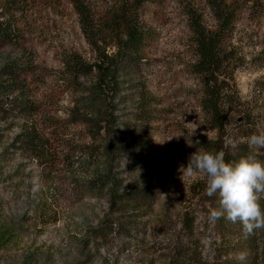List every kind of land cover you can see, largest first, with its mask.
<instances>
[{"label": "rangeland", "instance_id": "rangeland-1", "mask_svg": "<svg viewBox=\"0 0 264 264\" xmlns=\"http://www.w3.org/2000/svg\"><path fill=\"white\" fill-rule=\"evenodd\" d=\"M262 130L264 0H0V264H264V229L183 175Z\"/></svg>", "mask_w": 264, "mask_h": 264}, {"label": "clouds", "instance_id": "clouds-1", "mask_svg": "<svg viewBox=\"0 0 264 264\" xmlns=\"http://www.w3.org/2000/svg\"><path fill=\"white\" fill-rule=\"evenodd\" d=\"M246 143L251 154L235 162H226L224 151L197 150L189 157L183 175L201 174L206 181V194L218 196L219 207L210 210V220L223 217L232 223L239 222L244 231L251 234L264 229L261 203L264 200V160L257 158L259 151L264 150V130L253 132ZM230 145L236 148L237 142L230 141ZM237 259L243 261L244 254H239Z\"/></svg>", "mask_w": 264, "mask_h": 264}, {"label": "trees", "instance_id": "trees-1", "mask_svg": "<svg viewBox=\"0 0 264 264\" xmlns=\"http://www.w3.org/2000/svg\"><path fill=\"white\" fill-rule=\"evenodd\" d=\"M231 20H224V22L221 25V31L217 33L214 37L210 38L209 41H201L202 45V54L199 60L198 65L201 67V72H204L205 69H209V67L213 64V62L216 60V54H215V42L216 41H221V37L225 35L227 32L228 28H230ZM142 34H137L136 32H133L130 35V40L133 42L134 46H137V44L141 43L142 41ZM75 69L82 73H91L93 70L97 71L98 73V90L101 92H104L105 90L103 89L104 87H107L108 80H111V69L110 67H104L101 64L98 65H88L86 64L81 58L77 57L76 64H75ZM97 90V91H98ZM215 103V104H214ZM217 102H213V106L216 105Z\"/></svg>", "mask_w": 264, "mask_h": 264}]
</instances>
